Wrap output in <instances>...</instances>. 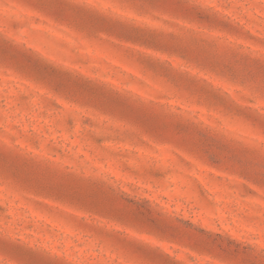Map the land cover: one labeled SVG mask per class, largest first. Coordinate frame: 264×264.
Here are the masks:
<instances>
[{
	"label": "rangeland",
	"instance_id": "1",
	"mask_svg": "<svg viewBox=\"0 0 264 264\" xmlns=\"http://www.w3.org/2000/svg\"><path fill=\"white\" fill-rule=\"evenodd\" d=\"M0 264H264V0H0Z\"/></svg>",
	"mask_w": 264,
	"mask_h": 264
}]
</instances>
